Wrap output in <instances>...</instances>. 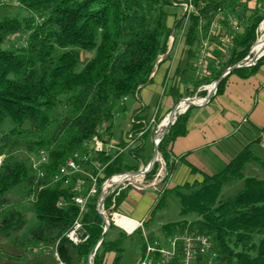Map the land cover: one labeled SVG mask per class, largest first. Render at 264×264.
Instances as JSON below:
<instances>
[{"label":"trees","instance_id":"1","mask_svg":"<svg viewBox=\"0 0 264 264\" xmlns=\"http://www.w3.org/2000/svg\"><path fill=\"white\" fill-rule=\"evenodd\" d=\"M173 1L182 0H12L0 5V153L7 154L0 166V264H47L33 260L43 255L42 247L56 241L59 258L65 264H87V256L104 227L96 210L98 194L87 199L80 217L87 240L72 244L64 235L79 216L73 188L77 178H89L76 173L62 187L59 182H51L52 175L74 152L81 151L83 144L97 137L101 126L111 135L114 113L129 110L135 93L150 81L158 59L168 50L172 28H180L183 21L171 13ZM192 2L197 14L189 16L181 59L166 90L176 103L182 95L192 96L199 86L217 80L223 70L216 69L211 59L209 74L195 78L200 18L206 20L203 30L207 31L209 11L219 6L241 7V0ZM11 8L17 12L11 14ZM250 15L243 32L232 38L230 58L222 67L245 56L253 42L255 29L264 16L256 10ZM11 40L15 42L10 48L3 47ZM211 41L219 40L212 36ZM83 53L90 56L83 58ZM219 55L216 50L214 57ZM262 60L230 73L247 78ZM225 82L226 76L217 84L215 95L222 93ZM180 85L185 87L182 93ZM123 97L127 100L123 101ZM192 107L177 115L157 145L167 175L142 227L145 229L155 212L173 199L179 204L181 218L162 223L157 231L169 235L189 229L211 235L218 254L215 264H264V153L257 155L251 149L260 142L264 128L216 173L167 187L176 164L171 144L187 133ZM6 124L9 127L4 130ZM153 134L148 129L141 143L111 160L98 185L113 173L137 170L140 163H147L153 150ZM40 149L46 150L48 164L42 166L44 175L38 178L30 158ZM95 158L103 163L109 160L102 154ZM84 169L96 173L91 165H84ZM154 170L155 166L148 176ZM128 189L114 191L105 199L106 212H118ZM11 192L31 197L35 222L25 230L26 216L12 205ZM121 217L115 214V223L125 227ZM111 218L108 231L115 227ZM108 231L92 264H106L109 252L115 255L111 264H121L123 242L134 233L140 235V248L143 246L140 227L130 234L121 230L113 240L105 238Z\"/></svg>","mask_w":264,"mask_h":264},{"label":"built area","instance_id":"2","mask_svg":"<svg viewBox=\"0 0 264 264\" xmlns=\"http://www.w3.org/2000/svg\"><path fill=\"white\" fill-rule=\"evenodd\" d=\"M12 2V0H0V5L4 3ZM173 6H180L182 8V14L178 20L182 19V24L180 26L181 35L184 39L185 31L188 25L185 26L184 22L187 20L189 22V16L191 13L197 14V8L193 4L192 0H182V1H173ZM240 7L234 8H224L216 7L214 10L209 11V16L211 17V22L209 24L208 30L204 31L203 27L206 24L204 18L199 20V43L197 47V53L194 60L195 67V78H202L209 74V61L214 59V66L216 69H223L221 79L227 76L230 71L234 68H243L251 67L257 64V62L264 56V33L261 29L260 23L258 29L255 31V39L248 49L245 56H243L237 62L222 67L227 60L230 58L231 48H232V38L237 34H241L245 27L247 26V18L244 17L241 13ZM241 16V18H240ZM225 33V34H224ZM217 37L218 43L212 42L211 37ZM173 39V35L169 36ZM221 41V42H220ZM214 46L219 50V57H214L212 49ZM161 58V57H160ZM160 58L158 60H160ZM152 75V72L150 76ZM214 81L210 84H205L199 86L195 91L192 97L186 96L183 97L198 106L205 105L204 102L206 96L213 91ZM190 88V87H188ZM205 91L206 94L201 97H197V94ZM135 93V98H136ZM127 100L126 97H123V101ZM183 101H179L177 112L183 113L187 104L183 102L184 106L182 107ZM204 103V104H203ZM118 111L114 113V116L118 115ZM129 128L123 134L121 140H114L107 134L104 130V126L99 128L97 137L95 139L88 140L83 144V149L81 151L74 152L70 158L66 161L65 170L60 175H52L51 182H59L62 187L66 186L71 179V176L76 173H81L88 176L89 180H85L80 177L77 178L74 190L77 192L73 197L74 203L79 205V216L77 222L72 226V231L65 233V238L72 244H79L87 240L88 234L85 232L83 225L80 221V217L85 210V204L89 197L98 194L96 202V210L98 213L106 216V210L104 208V203L102 210L98 209V197L100 192L104 194L111 190L114 186L118 185L115 191L121 190L127 185H131L135 189L144 190L148 188H154L159 190L160 186L163 185L165 176L167 175L166 163L163 159L161 153L157 157L155 163V170L151 176L148 174L141 175H125L127 172L122 173H113L106 177L104 181L98 185V179L103 177L104 167L119 154L126 152L128 149L134 148L136 145L141 143L144 133L148 129H152L154 134L153 138L157 136L158 131L160 130V123H157V114L154 111L151 116L147 119L135 118L133 114L128 117ZM246 122V119L243 118L240 124ZM138 126L137 128H134ZM261 147L264 146V135H261L260 139ZM102 154L105 157H108L109 160L106 163L100 161L97 157ZM2 157H5L3 153H0V166H2ZM46 160V150L40 149L35 155H32L30 158V165L36 166L38 168V178L39 171L41 170V162ZM149 162V161H148ZM148 162L145 163L148 165ZM84 165H91L96 173H90L84 169ZM143 163H140L138 169L142 168ZM147 168V167H146ZM61 205V203H59ZM113 205L110 207L112 208ZM116 213H111V219L114 221V215ZM116 224V223H115ZM123 228V226L119 225ZM142 229V242L143 246L140 248V254L135 264H215L217 260V252L214 248V243L212 236L206 233H201L196 230H176L172 234L165 235L161 231L154 232L153 236L150 237L149 234L143 229L141 224L139 226ZM135 228V229H136ZM126 232L128 230H125ZM58 243L56 241L54 244L48 247H42L41 251L45 254H53L57 260V264H65L60 260L58 255ZM101 244L100 240L97 241L94 246L96 251L99 245ZM94 251V253H95ZM93 254L87 256V264H92ZM231 264H237L232 262Z\"/></svg>","mask_w":264,"mask_h":264},{"label":"crops","instance_id":"3","mask_svg":"<svg viewBox=\"0 0 264 264\" xmlns=\"http://www.w3.org/2000/svg\"><path fill=\"white\" fill-rule=\"evenodd\" d=\"M261 6L260 0H241L240 8L243 13L245 11L252 13L253 10L260 13ZM216 50L214 46L213 56ZM180 59L181 52H174L172 46L168 57L158 60L159 62L153 68L150 81L139 88L130 109L117 110L119 113L113 119V126L117 128V132L113 131L112 126L113 133L110 135L112 139H122L123 134L129 128L128 117L131 114L142 119L149 118L154 111H156L157 118L167 116L176 102L166 90ZM208 71L210 72V68ZM184 88L180 85L179 92L182 93ZM196 96L201 97V92ZM243 118L246 122L240 124ZM186 127L187 133L177 137L171 144L170 153L176 159V164L166 181L167 187L192 183L201 180L204 175L216 173L243 145L261 135L264 128V60L247 78H242L235 72L229 73L226 76L222 93L214 94L205 105L191 108ZM136 190L127 191L116 214H120L121 211V214L133 219L136 226L140 224L142 226V221L148 218L149 211L158 198V190L154 188ZM137 199L141 200L140 204H146L145 213L139 219L132 216L131 209L127 208V204ZM109 231L111 235L105 238L113 240L121 230L117 232L110 229ZM131 232L133 230L127 231V234ZM134 254L136 258L130 260L129 264L136 263L140 249L135 250ZM110 255L114 253H106L105 263H108L106 259H110Z\"/></svg>","mask_w":264,"mask_h":264},{"label":"rangeland","instance_id":"4","mask_svg":"<svg viewBox=\"0 0 264 264\" xmlns=\"http://www.w3.org/2000/svg\"><path fill=\"white\" fill-rule=\"evenodd\" d=\"M260 2H261V5H262L261 6V12H260V14H262L264 16V0H260ZM241 11H243V10H241ZM10 12H11V14H14L15 12H17V9L14 10V9L11 8L10 9ZM246 12L247 11H245V13L241 12L244 17L248 18L249 16H251L250 15V13H251L250 11H249V13L248 12L246 13ZM171 13L172 14H175L179 18L181 16V14H182V8L180 6H173V7H171ZM22 14L23 15H27L26 12H22ZM248 19L246 21L247 24H248ZM172 20L173 19L171 18L170 19V23L172 22ZM263 20H264V17H263L262 21ZM260 23L258 24V26L256 27V29H258ZM184 24H185V26L188 25V21L186 20L184 22ZM256 29H255V31H256ZM254 39H255V37H254ZM168 40H169L168 41V45H171V43H172V46L174 48V52L179 53V51H180L181 52V55H182V50H183L182 48H184L185 45L183 43V38H182V35H181V29L180 28H174L173 29V39H171L169 37ZM14 42H15L14 40L13 41L11 40L10 42H6V43H4L3 47H9L10 48L11 45H12V43H14ZM252 43H251V45H252ZM89 56H90V54H86V53H83V55H82L83 58H86V57H89ZM262 58L260 60H262ZM251 67H253V66H251ZM243 68H250V67H243ZM184 97H186V96H184ZM189 97H192V96H189ZM162 119L163 118H159L158 117L157 118V123H160ZM8 127H9V124H6L4 126V130H7ZM113 131L117 132V128L114 127L113 128ZM151 140H152V137H151ZM251 149L257 155H263V153H264L263 147H261L260 143H254L252 145ZM2 153L4 154L5 157L7 156V154L5 152H2ZM127 187H129V189L136 190L131 185H127L124 188H121V190H124ZM136 191H138V190H136ZM9 196H10L12 205L15 208H17L18 210H20L21 212H23L25 214V216H26V224H25L23 230L31 227L34 224V222H35V216H34V213H33V210H32V206L30 204L31 197L30 198H24L22 196V194L19 193V192H11L9 194ZM172 200L173 199H169V201H168L169 204H164L160 209H158L155 212V214L153 216V219L145 226V229L144 230L148 234L154 233L157 230H159V228H160V226H161L162 223H166V222H169V221H175V220H178V219L181 218V216L179 215V204L173 202ZM140 202H141V200L139 201L137 199L136 201L135 200L134 201L132 200V202L130 204H127V208L128 209H131V212L133 213L132 216L137 217L138 219L141 217V215H143L145 213L144 212L145 211V207L144 206L146 205V204H140ZM120 208H121V206H120ZM106 213H107L106 214V217L108 218V220H110L109 219V216H111V213L112 212H106ZM114 213H116V212H114ZM119 213L122 216L121 217L122 218L121 220L124 223L125 227H127L129 231L135 230L134 229L135 228L134 226H136V222L133 219H130L127 216L121 214L122 213L121 211ZM186 219L191 220L192 218H191V216H187ZM113 223H114V221H113ZM125 227L122 228L118 224H115V227H113L111 229L119 232V230H122V231L124 230L125 231L126 230ZM109 232L111 233V231H109ZM110 233H107L108 234L107 236L111 235ZM123 247L125 248V251H124V253L122 255L121 264H129V261L130 260H135V258H136V255L135 254L133 255L134 251L140 249V235L137 234V233H134V234H132L130 236H127V238L123 242ZM114 256L115 255H110V259H108V258L106 259V261H108V263H106V264H111ZM55 260L56 259L53 256V254H51V253L50 254L43 253V255H40V256L36 257L33 260V262H41V263L43 262V263H47V264H54L55 263ZM1 261H3V257L2 256H0V262Z\"/></svg>","mask_w":264,"mask_h":264},{"label":"water","instance_id":"5","mask_svg":"<svg viewBox=\"0 0 264 264\" xmlns=\"http://www.w3.org/2000/svg\"><path fill=\"white\" fill-rule=\"evenodd\" d=\"M263 22H264V20H263ZM173 29H174V28H172V30H171V35H173ZM171 47H172V43H171V45L169 46L167 52L161 56L160 60H162L163 58H165V57L168 55V53H169ZM160 60H159V61H160ZM159 61H158V62H159ZM220 80H221V78L219 77L217 80L214 81L213 91L210 92V93L206 96V98H205V100H204L205 103H206V102H209V100L211 99V97L215 94L217 84L219 83ZM180 100L187 104V108H188L189 106H198L197 104H195V103H193V102H191V101H189V100H187V99H185V98H181ZM180 100H179V101H180ZM178 104H179V102H177V103L173 106V108L170 110V112L167 114V123H166V125L164 126V128L162 129V131H160V132L157 134V136H155V137L153 138V150H152V155H151V158H150V160H149V162H148V165H146L145 163H143L142 168L137 169V170L126 171L127 174H125V175L130 176V175H141V174H146V173L150 172V171L153 169V167H154V165H155V163H156L157 157H158V155H159V151H158V149H157V145H158L159 141H160V140L162 139V137L168 132V129H169L170 125L175 121L177 115L181 114V113H178V112H177ZM203 104H204V103H203ZM187 108H186V109H187ZM146 167H147V168H146ZM117 186H118V185L114 186L111 190H109V191H108L107 193H105V194H104L103 192H100L99 197H98V198H99V199H98V200H99V201H98L99 203H98V205H97L99 211L102 210L103 203H104L105 199H106L109 195H111V194L116 190ZM99 215L102 217V219H103V223H104L103 232H102L101 237L99 238L100 242H102L103 239H104V236H105L106 232H107L108 229H109V220H108V218H107L106 216H104V215H102V214H100V213H99ZM114 224H115V223H114ZM94 249H95V248H93V249L91 250L90 254H93V253H94V251H95Z\"/></svg>","mask_w":264,"mask_h":264},{"label":"bare ground","instance_id":"6","mask_svg":"<svg viewBox=\"0 0 264 264\" xmlns=\"http://www.w3.org/2000/svg\"><path fill=\"white\" fill-rule=\"evenodd\" d=\"M261 29H262V32L264 33V22H262V24H261ZM181 104H182V107H183V106H184L183 102H182ZM166 123H167V116L164 117V118L161 120V123H160V130L158 131V133H159L160 131H162V129L164 128V126L166 125ZM98 132H99V129H97V133H98ZM95 138H96V137H95ZM95 138H93V139H95ZM70 157H71V156H70ZM70 157H68V158H70ZM68 158H67V159H68ZM67 159L65 160L64 164L61 165V166L59 167V169L54 173V175H60V174H62V172L65 170ZM2 162H3V161H2ZM47 164H48V158H47V154H46V160L43 161V162H41V170L39 171V176H43V175H44V170L42 169V166H43V165H47ZM32 168L35 169V170L37 171V174H38V168H36V166H32ZM75 222H77V219L74 221V223H75ZM74 223H73V224H74ZM70 231H72V228H71L68 232H70Z\"/></svg>","mask_w":264,"mask_h":264}]
</instances>
